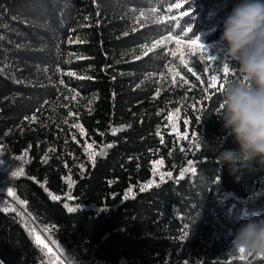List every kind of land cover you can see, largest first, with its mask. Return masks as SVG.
I'll return each instance as SVG.
<instances>
[{
  "label": "trees",
  "instance_id": "trees-1",
  "mask_svg": "<svg viewBox=\"0 0 264 264\" xmlns=\"http://www.w3.org/2000/svg\"><path fill=\"white\" fill-rule=\"evenodd\" d=\"M237 2L0 0V264H264L231 254L234 230L264 216V166L219 165L237 147L220 93L203 99L172 55L180 38L202 80L225 63L241 79L220 40Z\"/></svg>",
  "mask_w": 264,
  "mask_h": 264
},
{
  "label": "clouds",
  "instance_id": "clouds-1",
  "mask_svg": "<svg viewBox=\"0 0 264 264\" xmlns=\"http://www.w3.org/2000/svg\"><path fill=\"white\" fill-rule=\"evenodd\" d=\"M220 40L236 62L241 79L220 93L223 127L235 149L220 151L219 165L230 172L264 166V0H238L223 19ZM264 258V216L254 215L233 232L231 251Z\"/></svg>",
  "mask_w": 264,
  "mask_h": 264
},
{
  "label": "snow or ice",
  "instance_id": "snow-or-ice-1",
  "mask_svg": "<svg viewBox=\"0 0 264 264\" xmlns=\"http://www.w3.org/2000/svg\"><path fill=\"white\" fill-rule=\"evenodd\" d=\"M184 2L185 3H189V0H184ZM172 7L179 9V8L182 7V5H181V3H173ZM171 10L172 9L170 8L169 11H171ZM152 11L155 12V9H153ZM191 13H192V11H183V12H181V16L182 17L183 16L189 17V16H191ZM140 15L144 16V13L142 12ZM191 30H192V27H189L187 29V31L184 32V36L185 37H189V33L191 32ZM175 43L177 45V49L172 52V55L177 57V59L179 60L180 64H182L184 66V68L187 70V72L191 73L192 76H194L197 81H201L202 83H206L207 86L204 89L201 90L202 93H206V92H209V90H212L209 95L203 96V99H205V100L211 99L214 94L221 93V91L223 90L224 86L228 82V76L231 74L230 65L225 63L222 66V69L221 68L216 69L215 72H213L211 75L207 76L206 80H202V76L197 74V71L194 70V66H189V61L186 59L184 54L182 52H180V46L184 43V41L182 39H180V38H177ZM187 45L191 46V51H190L189 55L195 56V55L199 54L200 62L203 63L204 64V68L207 69L210 66L208 62L212 61L214 59V57H210V56L205 57L204 56V50H206V49H205L204 45H202L200 43L199 37L198 36H196L195 38L189 37L188 40H187ZM178 53H179V55H178ZM221 71H222L223 76L218 74ZM237 71H238V69H237ZM67 74L68 75H75V73H71V72H69ZM178 75H179L178 72L174 73V76H178ZM79 78L80 79H84L86 77L81 76ZM181 81L184 84L188 83V81L184 80L183 77H181ZM173 83H175V80H173ZM220 109H221V105L219 104V106L217 108V112L218 113L220 112ZM179 111L180 110L177 109V112H179ZM184 123L188 124L189 121L185 120ZM75 127L79 128L81 134L84 133V129H83L82 126L75 125ZM115 131H117V130L116 129L113 130L114 134H115ZM111 146L112 145H108V147H111ZM195 146L199 147V144L196 143ZM91 147H92V145L89 144L88 148H91ZM182 151H183V149H182ZM95 155H96L95 153H90L89 154V159L92 161L93 164H95ZM45 159H46V157H45ZM156 163L162 164L163 161L162 160L161 161H157ZM187 163L189 165V168H182V170L180 172L181 178H183L185 172H189V171L195 172V168L192 167V163L193 162L191 160H189ZM22 174H23V169H18V171H15V172L12 173L13 176H18V175H22ZM166 175L169 178H171L172 177V172H168ZM163 179H164V175L162 174L161 175V180H163ZM69 187H71V184H69ZM140 190L143 191L144 189L141 188ZM45 191H47V189H45ZM129 191H131V190H129ZM7 194L9 196L15 197V193L12 191L11 188L7 189ZM49 195H50L51 199H53V200H59L60 199L59 196L52 195L50 192H49ZM125 198H127V196ZM19 203L23 204L24 202L23 201H19ZM66 207H67V205H66ZM74 210L75 209H73L71 207L68 208V211H70V212L74 211ZM36 242L39 245H43L44 244V241L41 240L38 235L36 236ZM49 251H51V250H49ZM231 254L233 256H235L236 253L232 252ZM239 259L242 260V261L246 260V256L243 254V250L240 251Z\"/></svg>",
  "mask_w": 264,
  "mask_h": 264
}]
</instances>
